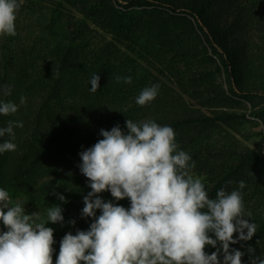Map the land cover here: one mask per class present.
<instances>
[{
  "label": "trees",
  "instance_id": "1",
  "mask_svg": "<svg viewBox=\"0 0 264 264\" xmlns=\"http://www.w3.org/2000/svg\"><path fill=\"white\" fill-rule=\"evenodd\" d=\"M123 1L58 0L56 16L33 43L3 44L0 53V101L18 106L15 114L0 115V128L10 120L23 123L22 128L14 127V139L0 137V144L8 140L17 146L0 153V188L10 198L24 196L39 203L45 218L49 207L60 206V225L69 231H87L94 222L82 216L83 199L91 189L79 168L80 153L103 139L102 129L119 126L127 133V119L153 120L172 127L181 148L190 138L187 127L235 116L218 113L221 105L247 102L264 123V99L255 92H264V0ZM66 5L74 11L73 20H67ZM192 19L201 24L195 27ZM221 72L228 89L209 83ZM93 74L100 76L95 93L90 90ZM118 76H130L132 82H117ZM172 78L175 86L164 82ZM6 85L11 86L10 96L3 94ZM153 85H159L155 100L138 105V95ZM21 96L26 103H20ZM204 108L213 110L214 119L203 115ZM260 154L252 152L238 164L219 167L212 190L204 183L209 198L230 188L249 162L262 160ZM263 179L255 184L264 186ZM100 196L126 209L131 206L128 199L116 201L110 192ZM100 214L98 210L97 217ZM253 219L257 227L252 240L230 245L244 253L242 264L264 258V210ZM205 251L210 255L217 248L209 245ZM223 258L221 248V264Z\"/></svg>",
  "mask_w": 264,
  "mask_h": 264
},
{
  "label": "clouds",
  "instance_id": "2",
  "mask_svg": "<svg viewBox=\"0 0 264 264\" xmlns=\"http://www.w3.org/2000/svg\"><path fill=\"white\" fill-rule=\"evenodd\" d=\"M22 4L23 0H0V36L16 35ZM116 80L132 82L130 76ZM90 85L93 93L98 91V74H93ZM158 89L159 85L143 89L136 103L145 106L154 101ZM3 94L10 96L11 86H4ZM20 103H26V98L21 96ZM17 111L16 103L0 101V115ZM14 127L22 128L23 123L8 121L0 128V137L14 139ZM126 128L127 133L119 126L102 129L103 139L80 153L79 168L91 189L83 199L82 216L94 222L87 231L63 237L55 264H221V248L223 264H242L244 253L230 245L252 240L257 226L245 219L251 212L245 213L241 191L221 189L209 198L202 179L193 174L191 156L178 150L172 127L127 119ZM16 147L6 140L0 153ZM245 186L239 182L240 189ZM104 192L116 201L128 199L130 208L106 202L100 196ZM54 194L66 202L65 196ZM62 213L60 206L53 205L46 218L26 214L0 188V222L7 229L0 231V264H53L54 230L47 225L63 224ZM209 245L217 248L210 255L205 251ZM248 251L255 254L252 248ZM251 264H264V258L256 257Z\"/></svg>",
  "mask_w": 264,
  "mask_h": 264
},
{
  "label": "rangeland",
  "instance_id": "3",
  "mask_svg": "<svg viewBox=\"0 0 264 264\" xmlns=\"http://www.w3.org/2000/svg\"><path fill=\"white\" fill-rule=\"evenodd\" d=\"M57 1L58 0H23V4L17 12L16 35L14 37L7 35L0 36V53L3 44L13 45L15 43L16 45H22L24 43H33V39L41 34L45 26L51 23V20L56 16L54 10ZM37 2H42L43 6L39 7ZM120 2L122 4L126 3L123 0H120ZM66 6L64 7H66V11H68L66 14L67 20H73L74 11L70 9L68 5ZM47 8L48 11L46 10ZM178 13L181 12L178 11ZM82 15L78 14V17L82 18ZM192 21L195 27H197L198 23L201 24L200 21H198V23L196 20L192 19ZM195 32L200 34L197 30H195ZM219 51L222 52L221 50ZM204 66L211 70L215 67L212 64H207V66L204 64ZM221 74L222 75L218 73L215 74L209 83L214 87L223 85L225 89H228V86L224 84L225 79L228 80L227 76L223 75L222 72ZM173 81H175V78L165 80L164 82L169 86H175ZM255 92L263 97L261 99H264V92L258 90H255ZM187 100L191 104H199L197 103L198 101H196L197 99L187 97ZM221 106L222 107L216 110L218 113H223V111H225L235 116L233 115L234 117L227 121L216 120L209 123L203 122L190 129L187 127L185 130L188 133L187 136H190V138L186 140V146L179 147L178 150H183L191 156L190 164H195V168L192 170L194 176L201 178L203 183L208 184L210 190H212V187L216 184V177H218L216 171L220 169L219 167L228 165L229 163H233V165L238 164L252 152L262 153L260 154L262 160L259 159L249 162L242 174L232 179H237L232 183V186L230 188L224 187V190L229 193L233 190L241 191L245 213L251 212V217L246 215L245 219H249V223H254L252 216L254 215V217H256L264 210V186L255 184L264 177V123L252 114L255 108H252L247 102L233 103L231 105L225 104ZM260 107L262 108V106ZM210 110L209 108H204V110H202L204 112L203 115L214 119L211 113L213 110ZM208 160L209 165L206 164ZM241 178H243V180L240 181H243L246 185L243 189L239 188V179ZM208 186L205 185L206 188H208ZM11 200L13 203H20L25 208L26 214L40 213L45 217V208L36 201L24 196L11 197ZM47 227L54 230V250H56V245L60 238H63V236L68 233L73 235L77 233L75 229L69 231V228L60 224L49 223ZM6 230L2 222H0V231ZM239 243L243 245L244 241H240ZM53 264H55L54 261Z\"/></svg>",
  "mask_w": 264,
  "mask_h": 264
}]
</instances>
